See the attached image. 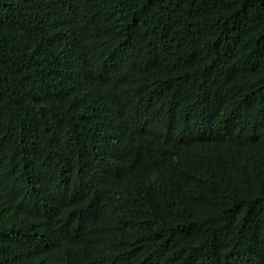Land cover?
Here are the masks:
<instances>
[{
  "label": "trees",
  "instance_id": "16d2710c",
  "mask_svg": "<svg viewBox=\"0 0 264 264\" xmlns=\"http://www.w3.org/2000/svg\"><path fill=\"white\" fill-rule=\"evenodd\" d=\"M0 264H264V0H0Z\"/></svg>",
  "mask_w": 264,
  "mask_h": 264
}]
</instances>
